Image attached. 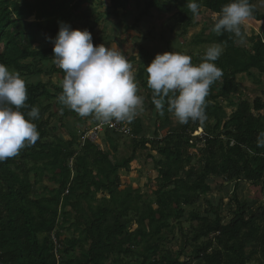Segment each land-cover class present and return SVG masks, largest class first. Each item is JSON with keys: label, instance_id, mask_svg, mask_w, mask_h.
Masks as SVG:
<instances>
[{"label": "trees", "instance_id": "obj_1", "mask_svg": "<svg viewBox=\"0 0 264 264\" xmlns=\"http://www.w3.org/2000/svg\"><path fill=\"white\" fill-rule=\"evenodd\" d=\"M93 1L96 0H0V45L3 46L0 62L29 77L25 80L27 107L22 111L38 108L42 100L57 99L63 91L57 88L52 94V84L40 80L42 75L52 74H58L63 79L64 72L58 71L55 66L44 71L43 64L52 62L54 53L50 46L38 44V38L46 36L54 39L61 22L69 24L84 4ZM108 1L113 10L112 14H108L109 17H119V10L127 13L128 0ZM140 2L134 0L137 8ZM198 2L202 4L201 8L217 15L230 0ZM250 3L254 9L251 18L264 22V15L256 9L253 0ZM170 5L176 10V16L173 17L178 18L184 29L190 28L196 15L188 9L187 0H146L143 16L151 10L165 13ZM140 22L141 18H137L136 23ZM86 29L92 31V27ZM232 37L231 33L217 34L211 30L209 39L199 37L191 44L192 47L223 45L226 41L229 45L227 51L215 61L223 72L224 83L215 94L218 80L214 82L206 97V117L214 119L216 123L212 132L204 129L202 136L195 134L203 128V124L189 121L180 124L178 130L163 138L155 134L154 138L148 140L145 128L140 123L134 129L133 135L137 141L133 144L131 156L114 164L106 153L89 141L84 145L81 143L80 151H75L72 147L78 143V138H71L70 141L61 140L55 135L52 138L51 104L43 108L39 118L33 121L40 133L35 145L0 162V263L58 264L51 238L58 226L60 214L64 213L65 217L70 216V212L74 214L73 227L83 237L84 244L76 238L62 241L55 237L63 249L62 253L75 249L84 252L82 257L66 262L61 260L60 264H104L111 256L129 254V249L124 250L123 247L145 234L140 229L128 232L131 225V220L127 219L128 213H137L139 209L129 204L135 202L137 197L120 198L119 171L128 169L136 160L138 151L147 150L148 146L161 158L158 170L161 187L157 192L160 205L157 214L160 219H181L183 212L172 210L173 204L177 209L181 205L198 206L202 197L211 192L208 184L210 177L235 184L243 180L264 191V147L257 146L258 138L264 139L260 137L264 133V122L257 115L264 111V102L259 98L252 104L239 100L237 104H232L235 110L229 117L222 116L221 108L214 104L218 99H225L236 92L234 83L238 75L249 74L254 69L264 73V43L255 45L254 55L247 59V55L232 46ZM144 72L139 70L135 78L147 93L150 109L156 111V117L165 116L168 121L172 114L167 111V105L163 115L156 110L152 103V90L147 85L148 74ZM55 104L63 108L59 100ZM72 115L77 113L73 111ZM130 123L134 125L139 120ZM198 144L203 147L197 148ZM196 159H199L200 168L193 164ZM26 163L32 165L26 166ZM48 171L55 176L52 180L58 185L57 189L52 190L49 197L32 198L33 183L30 176L41 179ZM183 173L185 181L179 182L178 178ZM171 186L174 187L172 190L162 191ZM180 189L184 192L180 193ZM100 192H107L111 201L108 206L94 209L89 201L94 200ZM83 203H87V210L82 206ZM66 208L70 212L67 213ZM231 216L228 224L224 225L219 217L211 221L191 214V220L199 225L194 236L184 238V249L193 247L195 257L181 261L182 253L176 258L164 255L152 260L146 258L142 264H264V204L249 206L240 202L234 193ZM140 221L143 227H153L156 222L154 212L142 215ZM202 239L205 241L195 246ZM148 250L157 252V246L152 244Z\"/></svg>", "mask_w": 264, "mask_h": 264}, {"label": "rangeland", "instance_id": "obj_2", "mask_svg": "<svg viewBox=\"0 0 264 264\" xmlns=\"http://www.w3.org/2000/svg\"><path fill=\"white\" fill-rule=\"evenodd\" d=\"M145 2L146 0H141L140 7L137 8L134 0H128L127 13L124 14L123 10H119V17L115 18L114 16H108V14L113 13L108 0H96L91 4H84L69 24L81 30L86 29V27H92L91 34L94 45L103 43L106 47L120 48L131 63L135 75L139 70L145 71L144 73L146 74L145 66L152 61L157 53H164L166 51L170 52L174 50L187 54L191 56L193 64L202 62L206 49L213 44L193 47L191 44L199 37L201 39L210 38L216 15L201 8L199 14L194 18L193 25L188 29H184L183 25L178 22V18L173 17L176 16V10L172 8V5L166 8L165 13L151 10L147 15L143 16ZM137 18H141L140 23H136ZM242 31L245 33L243 41L232 34V46L243 52L244 55H247L245 58L249 59L250 56L254 55V46L260 42H264V22L259 23L250 18L245 21ZM38 44L48 45L51 48L54 47L53 43L46 36L39 37ZM221 46L223 47V55L229 45L225 41ZM2 48L3 46L0 45V51H2ZM240 61L241 63L243 62L242 59ZM54 66L58 71L62 70L54 63L52 57V62L44 63L42 68L45 71ZM145 74L143 78L146 77ZM21 76L25 80L29 79V77L26 78V74H21ZM40 80L43 83L50 82L52 84L50 88L52 94H55L57 88H62V77L58 74H52V76L42 75ZM223 83L221 77L215 87V94ZM234 84L236 86L235 93L230 97L218 99L214 102V104L221 108L220 114L222 116L229 117L235 110V105L232 104H237L239 100H246L252 104L255 99L259 98L264 102L263 72L254 69L249 74L238 75ZM138 94L145 98L144 111L134 119L139 120V123L133 125L130 122H125L131 128L132 134L137 127L136 125L140 123L145 128V136L148 140L154 138L155 134L159 138H163L167 134L178 130L180 123L176 121L173 115H169L168 121L165 120V116L156 117V111L150 109V101L148 100L147 93L142 89L140 82ZM57 100L58 97L49 101L42 100L38 105L39 112L51 104L50 114H52V118L50 128H52V138L56 136L64 141L78 138V143L72 148L75 151H80L84 134L101 122L92 116L81 117L78 114L72 115L74 110H70L63 104V108H60L59 105L56 106ZM257 115H260L264 122V111ZM215 123V120L212 118L205 120L202 125L203 128L198 129L195 135L202 136L204 129L212 132ZM136 141L130 137L114 136L103 129L100 138L94 145L106 153L114 164H119L131 156L133 144ZM202 147V144H198L197 146V148ZM160 160L161 158L148 146L147 150L138 151L136 160L128 169L119 171L121 180V187L119 188L121 193L120 198L130 199V197H137V199L135 198V202L129 203L128 201V203L137 206L139 209L137 213L134 211L128 213L127 219L131 220L128 232L132 233L140 229L145 235L141 237L143 239L132 240L130 245L123 247L124 250L129 249V254L111 256L104 264H142L146 258L152 260L164 255L176 258L180 253H182L180 255L181 261L191 260L195 257V249L188 247L185 250L184 238L194 236L199 225L198 222L191 220V214H197L200 218H206L211 221L219 217L222 224L226 225L232 218L231 208L234 207V193L240 202H245L249 206L264 204V191L260 188L250 185L243 180L235 184L234 182L227 183L224 179L210 177L208 184L211 187V192L207 196L202 197L198 206L187 207L181 205L177 209L176 205L173 204L171 205L172 210L183 212L181 219L174 217L160 219L157 214L160 209L157 194L159 187H161L158 178ZM27 164L29 163H26V166ZM193 164L196 168H200L199 159H196ZM31 165L29 164V166ZM54 177L49 171L45 172L41 179H36L34 175H31L30 178L33 183L31 197L34 199H37L39 196L49 197L50 192L56 190L58 187L52 180ZM178 181H185L184 173L180 175ZM235 186H237L236 189ZM173 188L171 186L162 191L168 192ZM183 192L184 190L180 189V193ZM110 201L107 192H100L95 196L94 200L89 201V204L95 209L99 206H108ZM82 206L87 210V203H83ZM66 210L67 213L70 212L69 208H66ZM150 211L154 212L155 225L151 228L147 226L143 227L140 217L150 213ZM70 214V216L65 217L64 213L60 214L58 226L55 232H53L52 238L56 239L57 237L62 241L64 239L76 238L80 239L84 244L83 237L73 227L75 223L74 214L71 212ZM146 225H148V222H146ZM204 241L202 239L195 246H200ZM152 244L157 246V252L148 250V247ZM62 251L63 249L60 251V257L64 262L82 257L84 252L79 249L67 253H62ZM191 264L201 263L192 262Z\"/></svg>", "mask_w": 264, "mask_h": 264}, {"label": "clouds", "instance_id": "obj_3", "mask_svg": "<svg viewBox=\"0 0 264 264\" xmlns=\"http://www.w3.org/2000/svg\"><path fill=\"white\" fill-rule=\"evenodd\" d=\"M188 9L199 14L202 4L187 0ZM250 0H230L214 17L212 31L233 34L243 41L242 26L253 15ZM53 43L54 63L63 70L61 104L81 117L92 116L108 124L131 122L144 111V96L139 93L132 65L120 48L94 45L87 29H73L61 22L57 36L48 38ZM223 53L220 44L208 47L199 64L191 56L177 51L157 53L145 66L147 85L152 90V103L163 115L165 105L180 124L189 121L201 124L206 117V97L210 86L223 72L215 61ZM26 81L18 71L0 62V162L15 157L35 145L40 137L37 125L39 109L22 111L27 107ZM264 137V133L260 134ZM258 147L264 139L258 138Z\"/></svg>", "mask_w": 264, "mask_h": 264}, {"label": "built area", "instance_id": "obj_4", "mask_svg": "<svg viewBox=\"0 0 264 264\" xmlns=\"http://www.w3.org/2000/svg\"><path fill=\"white\" fill-rule=\"evenodd\" d=\"M106 130L109 132H112L115 135L118 136H123V137H130L132 139H135L136 137L132 134V130L131 128L125 123V122H116L113 121L111 123L105 124V123H99L97 125H95L93 128H91L90 130H88L82 139V145H84V143L86 141L91 142L92 144L97 143L98 139L100 138V134L102 132V130ZM53 244H54V248H53V254L55 255L58 264H60L61 262V257H60V245L57 242V240L53 237L52 238Z\"/></svg>", "mask_w": 264, "mask_h": 264}, {"label": "crops", "instance_id": "obj_5", "mask_svg": "<svg viewBox=\"0 0 264 264\" xmlns=\"http://www.w3.org/2000/svg\"><path fill=\"white\" fill-rule=\"evenodd\" d=\"M253 3L255 5L256 9L259 11V13L264 15V0H255ZM259 23H263V22H259ZM250 73H251V71H250Z\"/></svg>", "mask_w": 264, "mask_h": 264}, {"label": "water", "instance_id": "obj_6", "mask_svg": "<svg viewBox=\"0 0 264 264\" xmlns=\"http://www.w3.org/2000/svg\"><path fill=\"white\" fill-rule=\"evenodd\" d=\"M1 264V263H0Z\"/></svg>", "mask_w": 264, "mask_h": 264}]
</instances>
